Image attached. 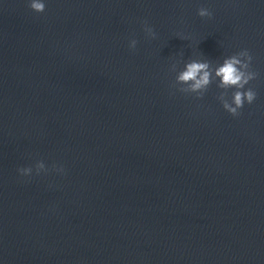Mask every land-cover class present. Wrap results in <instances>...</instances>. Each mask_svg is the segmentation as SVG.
Returning <instances> with one entry per match:
<instances>
[{"label": "water", "instance_id": "water-1", "mask_svg": "<svg viewBox=\"0 0 264 264\" xmlns=\"http://www.w3.org/2000/svg\"><path fill=\"white\" fill-rule=\"evenodd\" d=\"M245 48L239 116L178 91ZM0 264H264V0H140L0 103Z\"/></svg>", "mask_w": 264, "mask_h": 264}, {"label": "clouds", "instance_id": "clouds-1", "mask_svg": "<svg viewBox=\"0 0 264 264\" xmlns=\"http://www.w3.org/2000/svg\"><path fill=\"white\" fill-rule=\"evenodd\" d=\"M29 7L36 13H43L46 5L42 0H30ZM197 15L201 18H212L213 13L205 7L197 10ZM143 31L146 37L156 39L157 33L152 26L145 20L143 22ZM138 41L131 39L129 49L135 50ZM253 55L248 49H241L226 58L223 62L213 67L208 61L192 59L184 64L182 70L178 71L175 77V84L180 85L178 91L186 94H196L197 98H202L204 93L214 80H218L217 87L222 89L218 99L223 109L230 115L236 117L241 114L240 110L245 103L251 105L257 99V92L252 87H246L251 81L256 80L259 73L252 70ZM171 71H176V65L173 64ZM175 87V85H173ZM235 89L231 93V101L227 99L228 90ZM36 175L47 173L49 169L42 160L34 165ZM52 170L57 173H64L63 166H52ZM17 172L22 177H30L33 174V167H19Z\"/></svg>", "mask_w": 264, "mask_h": 264}]
</instances>
